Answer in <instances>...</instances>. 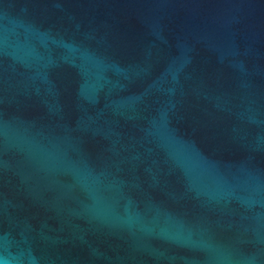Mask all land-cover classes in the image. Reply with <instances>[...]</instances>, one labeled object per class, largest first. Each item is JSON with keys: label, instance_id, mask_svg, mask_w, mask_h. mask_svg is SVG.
I'll return each mask as SVG.
<instances>
[{"label": "water", "instance_id": "water-1", "mask_svg": "<svg viewBox=\"0 0 264 264\" xmlns=\"http://www.w3.org/2000/svg\"><path fill=\"white\" fill-rule=\"evenodd\" d=\"M0 261L264 264V0H0Z\"/></svg>", "mask_w": 264, "mask_h": 264}, {"label": "clouds", "instance_id": "clouds-1", "mask_svg": "<svg viewBox=\"0 0 264 264\" xmlns=\"http://www.w3.org/2000/svg\"><path fill=\"white\" fill-rule=\"evenodd\" d=\"M0 264H4V262L3 261H0Z\"/></svg>", "mask_w": 264, "mask_h": 264}]
</instances>
